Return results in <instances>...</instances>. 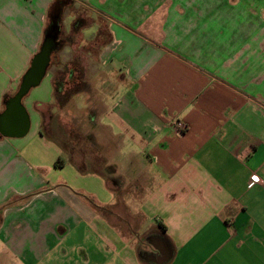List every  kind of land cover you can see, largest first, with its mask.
Here are the masks:
<instances>
[{
	"label": "crops",
	"instance_id": "1",
	"mask_svg": "<svg viewBox=\"0 0 264 264\" xmlns=\"http://www.w3.org/2000/svg\"><path fill=\"white\" fill-rule=\"evenodd\" d=\"M54 1L0 0V114ZM84 12L107 39L61 106L76 144L43 127L50 69L0 136V264H264V0H71L60 32Z\"/></svg>",
	"mask_w": 264,
	"mask_h": 264
},
{
	"label": "rangeland",
	"instance_id": "2",
	"mask_svg": "<svg viewBox=\"0 0 264 264\" xmlns=\"http://www.w3.org/2000/svg\"><path fill=\"white\" fill-rule=\"evenodd\" d=\"M74 14L75 13L71 12L70 10L64 14L62 23L65 30L70 29L71 23L74 19ZM90 17H92V13L84 12V18H89L87 19L89 20V22L87 21L86 23L85 21L86 25L90 23ZM85 24L83 22V24H81V27H83V25ZM100 25V33L93 40L92 36L94 35L97 29L96 22H93L92 24L82 28V31L80 29L77 31L72 30L68 34L65 31H62V34L60 33L58 35L57 49L52 54L49 69L54 72V85L58 88L63 87L62 90L64 93L71 90L70 88L73 86L74 81L80 80H83L87 83L88 90L91 89L90 85L88 84L94 74L92 70L97 66V50L99 45L107 39V31L104 28V23L101 22ZM48 74H50V72H48ZM46 78L43 80L42 84H45L46 80H48ZM64 88L69 90L66 91L64 90ZM71 94L69 100H71L77 93L73 95ZM76 106V103H74L71 106V110H74L75 112ZM41 111L42 123L45 129L50 128L49 130L51 131V134L56 135L58 139L62 138L63 143L67 141L64 140L65 138H67L68 141L73 140V143L76 144L77 139L80 136H78L77 134H72L68 130L69 125H67L65 119L63 118L64 113L63 115H61V105L59 103V98L57 94L55 96V101L53 105L44 106L42 107ZM72 126L76 132L77 127L75 122Z\"/></svg>",
	"mask_w": 264,
	"mask_h": 264
},
{
	"label": "water",
	"instance_id": "3",
	"mask_svg": "<svg viewBox=\"0 0 264 264\" xmlns=\"http://www.w3.org/2000/svg\"><path fill=\"white\" fill-rule=\"evenodd\" d=\"M57 35L46 36L39 51L34 55L16 92L7 100L0 114V136L23 137L31 127V116L23 99L33 87L38 86L46 76L52 54L57 49Z\"/></svg>",
	"mask_w": 264,
	"mask_h": 264
},
{
	"label": "trees",
	"instance_id": "4",
	"mask_svg": "<svg viewBox=\"0 0 264 264\" xmlns=\"http://www.w3.org/2000/svg\"><path fill=\"white\" fill-rule=\"evenodd\" d=\"M71 0H55L51 9H50V14H49V21L48 24L46 26L45 29V37L46 36H58L61 32H60V28H59V20L61 17V11H62V7L66 4L69 3ZM81 28V19L76 20V22L74 23L73 26V30L77 31ZM73 76V75H72ZM79 83V84H78ZM63 86V84H62ZM74 86V87H73ZM73 86L69 89H65L64 90H69L68 92H63L62 88L63 87H56V94L59 98V103L61 106L65 105L67 103V101L70 99V94H76L78 92L84 91L85 89H87V83L84 82L83 80L80 81H74L73 82ZM71 94V95H73ZM10 96H7L6 98V102L9 99ZM164 228L166 229V226H164Z\"/></svg>",
	"mask_w": 264,
	"mask_h": 264
},
{
	"label": "built area",
	"instance_id": "5",
	"mask_svg": "<svg viewBox=\"0 0 264 264\" xmlns=\"http://www.w3.org/2000/svg\"><path fill=\"white\" fill-rule=\"evenodd\" d=\"M187 124L184 123L183 121H180V120H177L176 123H175V129L178 133H183L187 130ZM256 183H262V179L260 178L259 175L257 174H253L251 176V182H250V185H254Z\"/></svg>",
	"mask_w": 264,
	"mask_h": 264
}]
</instances>
